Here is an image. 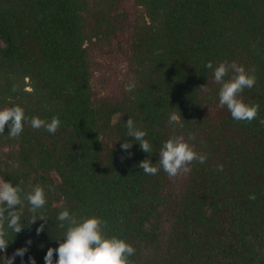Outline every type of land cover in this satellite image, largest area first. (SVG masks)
Segmentation results:
<instances>
[{
  "label": "trees",
  "instance_id": "16d2710c",
  "mask_svg": "<svg viewBox=\"0 0 264 264\" xmlns=\"http://www.w3.org/2000/svg\"><path fill=\"white\" fill-rule=\"evenodd\" d=\"M209 60L255 73L240 95L259 104L256 117L236 120L218 103ZM13 104L61 124L0 132V178L45 186L38 211L48 217L37 233L25 201L5 255L30 239L25 264H44L68 206L104 217L134 245L133 264H264V0H0V107ZM127 117L151 153L120 147L132 140ZM189 133L206 161L174 176L140 168L145 157L158 164L169 136Z\"/></svg>",
  "mask_w": 264,
  "mask_h": 264
},
{
  "label": "clouds",
  "instance_id": "9594fccd",
  "mask_svg": "<svg viewBox=\"0 0 264 264\" xmlns=\"http://www.w3.org/2000/svg\"><path fill=\"white\" fill-rule=\"evenodd\" d=\"M205 67L213 70V78L219 85L218 103L226 106L234 119L250 121L256 117L259 104L248 102L240 95L244 88L255 85L256 76L253 71L235 60H221L215 66L209 60ZM229 73L232 75L226 78ZM126 87L135 88L136 82L130 81ZM25 122L30 123L33 128L43 127L51 133H55L61 124L58 115H53L51 119L39 115L29 117L20 104L0 107V132L5 131L7 123L8 135L17 137L23 131ZM125 123V136L132 137V140H122L120 147L130 149L135 141L144 152L151 153L152 142L147 138L146 130L139 127L131 117H127ZM193 138V133H189L187 139L183 134L169 136L160 146L158 164L145 157L138 162L140 168L146 173L156 174L162 167L170 176L189 171L191 161L202 163L208 157L207 152H198L195 145L189 143ZM219 167L222 168L223 165ZM249 198L254 199L255 194L251 193ZM25 201L28 205L27 211L32 214L27 221L34 222L40 218L41 223L36 226V232L44 231L48 217L38 210L47 202L45 186L39 183L29 184L26 190L21 183L0 180V264H13L17 255L21 257V264H25L23 257L28 251L30 239L25 245L17 247L11 255L4 254L11 240L9 229L17 233L24 226L25 219L22 218H26ZM56 220L63 232L57 237L55 246L47 247L43 257L44 264H133L130 257L136 251L134 245L122 236L109 234L105 228L107 221L104 217L97 214L77 215L68 206H64L57 213ZM28 260L30 264H36L34 256L30 255Z\"/></svg>",
  "mask_w": 264,
  "mask_h": 264
},
{
  "label": "rangeland",
  "instance_id": "374dc122",
  "mask_svg": "<svg viewBox=\"0 0 264 264\" xmlns=\"http://www.w3.org/2000/svg\"><path fill=\"white\" fill-rule=\"evenodd\" d=\"M121 65H122V63H121V61H120V58L117 59V60L114 62V67H120ZM0 180H2V179L0 178Z\"/></svg>",
  "mask_w": 264,
  "mask_h": 264
}]
</instances>
